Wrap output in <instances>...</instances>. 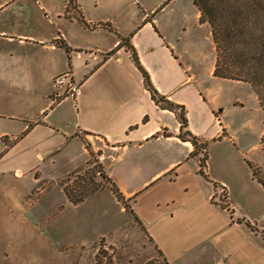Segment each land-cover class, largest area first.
Wrapping results in <instances>:
<instances>
[{
  "label": "crops",
  "instance_id": "obj_1",
  "mask_svg": "<svg viewBox=\"0 0 264 264\" xmlns=\"http://www.w3.org/2000/svg\"><path fill=\"white\" fill-rule=\"evenodd\" d=\"M69 1L0 0V166L15 155L37 162L24 167L33 175L36 164L60 157L68 176L96 156L165 264H264V209L234 193L209 156L232 141L213 86L246 83L214 76L212 32L193 0H77L78 12L67 13ZM126 38L152 87L185 107L187 130L209 143L206 176L203 153L180 138L176 114L157 106L120 47ZM67 72L78 94L55 104L52 80ZM83 207L102 220L97 240L133 222L108 187L75 206Z\"/></svg>",
  "mask_w": 264,
  "mask_h": 264
},
{
  "label": "rangeland",
  "instance_id": "obj_2",
  "mask_svg": "<svg viewBox=\"0 0 264 264\" xmlns=\"http://www.w3.org/2000/svg\"><path fill=\"white\" fill-rule=\"evenodd\" d=\"M142 11L141 8L140 15ZM214 87H219L224 96L221 120L229 125L227 134L232 141L209 150L212 169L222 171L220 177L234 193L235 189L247 193L250 201L263 211L264 189L252 183L249 165L264 182V143H261L264 111L247 84L237 86L232 82H219ZM235 101L237 104H233ZM219 154L222 156L217 167ZM20 159L12 155L0 166L6 171L0 179V264H165L145 236L141 224L134 219L126 229L114 234L112 240H97L101 218L89 217L88 214L94 212L90 211L91 207L75 208L59 187L58 180L66 177L67 170L60 157L54 162L46 159L36 164L38 170L33 175L24 167L37 162L25 166ZM94 160L99 163L94 156L80 175L93 166ZM17 167L22 170L23 177L14 176ZM7 168L12 170H5ZM38 174V183L31 184ZM73 180L72 176L69 184L72 185ZM255 188H259L258 191Z\"/></svg>",
  "mask_w": 264,
  "mask_h": 264
},
{
  "label": "trees",
  "instance_id": "obj_3",
  "mask_svg": "<svg viewBox=\"0 0 264 264\" xmlns=\"http://www.w3.org/2000/svg\"><path fill=\"white\" fill-rule=\"evenodd\" d=\"M76 2L77 0L69 1L67 13L72 10L78 12ZM193 2L201 14L200 23H207L212 32V41L216 48L214 76L224 80H236L237 82L249 84L259 101L260 108L264 111V0H193ZM77 20L81 26L90 27L81 14L77 17ZM101 27L112 31L116 35L118 34L110 24H103ZM123 46L130 52L132 61L142 73L145 81L144 85L151 92L152 100L161 109L170 110L176 114L181 124L180 138L193 144L195 155L199 152L203 153L200 172L203 176H206L203 170L208 161L209 143H200L196 137L189 133L185 107L168 101L166 97L160 96L152 87L148 74L142 69L135 50L129 45L127 38L121 39L120 47ZM263 141L264 136L261 140L262 144ZM8 148L9 146H7L5 152ZM86 165H90V162ZM249 166L253 178L264 186V182L257 178L253 167ZM84 167L72 172L64 179L58 180V184L69 203L78 206L91 195L108 187L124 206L127 205L123 195L116 185L108 179L103 166L97 160H94L93 166L89 167L84 175H80ZM72 176L74 180L71 185L69 183ZM126 208L133 219L140 224L139 219L133 214L130 207L127 205Z\"/></svg>",
  "mask_w": 264,
  "mask_h": 264
},
{
  "label": "built area",
  "instance_id": "obj_4",
  "mask_svg": "<svg viewBox=\"0 0 264 264\" xmlns=\"http://www.w3.org/2000/svg\"><path fill=\"white\" fill-rule=\"evenodd\" d=\"M53 96L52 100L58 104L61 100L75 98L78 94V84L74 82L73 76L70 72L61 74L52 80ZM3 172L0 170V179Z\"/></svg>",
  "mask_w": 264,
  "mask_h": 264
}]
</instances>
